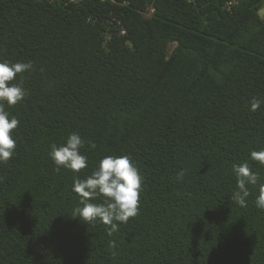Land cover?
I'll return each mask as SVG.
<instances>
[{"label":"trees","instance_id":"trees-1","mask_svg":"<svg viewBox=\"0 0 264 264\" xmlns=\"http://www.w3.org/2000/svg\"><path fill=\"white\" fill-rule=\"evenodd\" d=\"M230 1L0 0V61L33 65L4 105L19 125L0 164V264H264L257 188L231 200L233 164L264 180L249 159L264 150V104L249 110L264 101V0ZM71 133L79 174L49 157ZM109 155L143 177L139 214L111 235L71 217L74 180Z\"/></svg>","mask_w":264,"mask_h":264},{"label":"clouds","instance_id":"clouds-1","mask_svg":"<svg viewBox=\"0 0 264 264\" xmlns=\"http://www.w3.org/2000/svg\"><path fill=\"white\" fill-rule=\"evenodd\" d=\"M31 62L0 61V164L7 163L15 154L16 139L13 135L19 121L5 110L4 105L14 106L21 102L25 89L17 83H12L18 74L32 69ZM264 101L253 99L249 110L252 112L261 108ZM84 140L79 133H71L61 145L53 144L49 157L56 170L64 168L79 174L87 167V157L81 153ZM94 149L96 145L89 142ZM249 159L264 167V150L251 151ZM236 180V190L231 200L240 207L247 206V198L251 195L249 187L257 188L255 207L264 211V180L261 173L254 171L248 162L232 165ZM184 172L177 174L182 179ZM143 177L139 169L127 155L104 156L100 159L95 170L84 179H75L72 191L79 197V205L73 210L72 218L89 224L99 222L110 226L108 234L118 229L120 223H127L130 218L139 214L140 194ZM99 201V203L94 202Z\"/></svg>","mask_w":264,"mask_h":264},{"label":"built area","instance_id":"built-area-1","mask_svg":"<svg viewBox=\"0 0 264 264\" xmlns=\"http://www.w3.org/2000/svg\"><path fill=\"white\" fill-rule=\"evenodd\" d=\"M101 1H103V2H109V3H120V4H122V5H126V4H128L129 2H130V0H101ZM238 2V0H231L230 1V4H232V3H237ZM153 10L154 9H151L150 11H149V13H151V12H153ZM126 32V30L125 29H122V33H125Z\"/></svg>","mask_w":264,"mask_h":264},{"label":"rangeland","instance_id":"rangeland-1","mask_svg":"<svg viewBox=\"0 0 264 264\" xmlns=\"http://www.w3.org/2000/svg\"><path fill=\"white\" fill-rule=\"evenodd\" d=\"M262 15H264V9L261 11Z\"/></svg>","mask_w":264,"mask_h":264}]
</instances>
